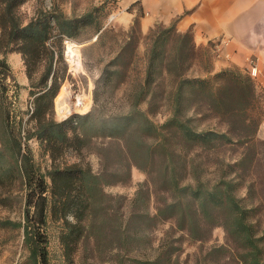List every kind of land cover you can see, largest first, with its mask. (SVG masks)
I'll use <instances>...</instances> for the list:
<instances>
[{"label": "trees", "instance_id": "trees-1", "mask_svg": "<svg viewBox=\"0 0 264 264\" xmlns=\"http://www.w3.org/2000/svg\"><path fill=\"white\" fill-rule=\"evenodd\" d=\"M26 2L0 0V80H13L5 54L18 53L32 99L28 121L33 123L30 130L16 127L2 103L0 179L3 174H16L23 198L22 220L0 223L22 229L28 263L49 264V222L60 223V242L69 255L79 239L106 226L125 243L124 236L136 240L139 232L172 220L175 229L192 241L206 240L213 228L221 227L239 249L241 264H264V229L259 230L253 219L256 208L243 206L226 171L215 181L206 176L209 157H189L193 148L207 153L232 142L233 136L236 141L254 137L262 95L250 75L231 68L213 72L210 55L195 44L191 30L179 32L173 23L154 24L145 35L143 77L132 82L124 99L116 98L117 90L128 83L136 58L134 32H140L139 15L93 81L90 109L57 121L53 100L64 80L59 70L62 37L76 38L83 27L96 24L99 39L105 30L99 13L107 3L80 17H68L53 6L24 23L17 10ZM115 101L118 106L109 110L107 105ZM162 109L167 116L157 124L151 116ZM208 118L223 121L226 132L200 128ZM31 139L50 159L44 171L34 161L27 143ZM94 145L98 170L81 162L57 163L62 155L82 156ZM132 167L144 172L146 180L138 184L124 215L122 197L107 194L105 188L126 183ZM161 259L140 264H158Z\"/></svg>", "mask_w": 264, "mask_h": 264}, {"label": "rangeland", "instance_id": "rangeland-1", "mask_svg": "<svg viewBox=\"0 0 264 264\" xmlns=\"http://www.w3.org/2000/svg\"><path fill=\"white\" fill-rule=\"evenodd\" d=\"M101 4L93 0H27L17 10V13L25 23L38 11H51L53 6L68 17H80ZM122 12L123 10L118 9L115 2H108L104 10L99 13L98 21L105 28L100 38L96 39V24L86 25L79 31L78 36L73 38L81 44L79 47L81 46L83 74L80 75L78 82H75L68 73V66L62 54L59 70L63 71L64 80L59 87L58 94L62 88L67 92L64 96L66 98L69 97V91L66 90L68 88L76 94L82 92L87 95L90 92L92 104L93 81L99 76L104 64L115 55L124 43L132 26L124 29L119 24L117 17ZM129 34L132 35V33ZM145 35L137 30L134 32V40L137 43L136 58L132 69L128 72L129 81L117 90L116 98L124 99L131 91L132 82L140 81L143 77ZM61 49L63 51L62 43ZM17 54L15 52L5 54L13 80L12 78L0 80V91L2 92V94L0 93V107L3 103L6 111H10V119L16 127L22 126L25 130H30L33 123L28 121V116L32 109V99L29 97L24 66ZM39 73H36L34 77L37 78ZM16 85L19 87L15 88ZM3 90H7V92L3 93ZM258 92L264 96L260 90ZM58 94L53 100V116L55 120L61 121V115L56 114L54 110V101L56 103ZM262 96L261 119L256 134L251 140L236 141L233 136L232 142L217 146L207 153H201L200 149L193 148L189 156L209 157L206 176L212 181L217 180L223 171H226L227 179L236 184L235 193L242 199L243 206L256 208L257 216L253 219L257 221L259 230L264 229V97ZM117 106L118 103L115 101L114 104H108L107 108L113 111ZM68 107L70 108V105ZM141 108L143 110L146 108L144 103L141 104ZM166 116L167 111L162 109L151 118L155 123L161 124ZM199 127L226 132L225 123L218 118L201 121ZM27 143L35 163L44 171L50 165L48 155L35 139H31ZM92 148L93 151L83 152L82 156H77L74 153L62 155L64 158L59 157L57 163H63V161L66 163L81 162L83 165L88 164L93 170H98L99 159L95 153L96 146L94 145ZM240 159H244V162L237 165V161ZM7 165L5 164L3 167L5 168ZM145 180V173L132 167L130 179L126 183L106 187L105 191L109 195L122 197L119 202L121 204L120 213L127 215L129 201L134 197L138 184ZM22 198L23 188L16 174L12 177L3 174L0 179V222L8 220L17 223L22 220ZM153 207L152 198L151 212L154 211ZM60 231V223L49 222L47 228L49 264H140V261H152L158 256L162 257L158 264H241L238 256L239 249L228 239L221 227L213 228L210 237L206 240L192 241L184 233L175 229L172 220H168L158 222L156 226L146 229L142 233L139 232L136 240L124 236L126 239L124 243L123 238L117 236L116 233L110 231L109 226H106L100 232L94 231L88 238L79 239V243L69 255L66 254L60 242ZM165 253L168 254L165 255ZM27 255L28 250L23 244L22 229L13 225L3 226L0 223V264H29ZM165 257L169 259V262H166L167 258L165 259Z\"/></svg>", "mask_w": 264, "mask_h": 264}, {"label": "crops", "instance_id": "crops-1", "mask_svg": "<svg viewBox=\"0 0 264 264\" xmlns=\"http://www.w3.org/2000/svg\"><path fill=\"white\" fill-rule=\"evenodd\" d=\"M93 1L115 2L123 10L117 20L124 29L141 15L142 35L156 23L166 26L173 23L179 32L191 30L195 44L210 55L213 72L231 68L249 75L251 65L255 66L257 72L252 79L264 93V0ZM219 40L228 42L216 49L214 43Z\"/></svg>", "mask_w": 264, "mask_h": 264}, {"label": "built area", "instance_id": "built-area-1", "mask_svg": "<svg viewBox=\"0 0 264 264\" xmlns=\"http://www.w3.org/2000/svg\"><path fill=\"white\" fill-rule=\"evenodd\" d=\"M227 40H219L218 42H215V47L218 49L220 45H226ZM62 45H63V57L67 63L68 66V73L71 75V78L75 81L78 82V79L80 78V75L83 74L81 68V54H80V48L79 44L77 41H75L73 38L68 37V36H63L62 37ZM69 58V59H68ZM251 64V61H250ZM256 67L252 66L250 67V77H254L256 75ZM69 92V97H64L60 102L63 104H60V107L63 106L64 108L61 109L60 111L56 107V103L54 101V110L56 114H60L62 120L72 116L73 113L76 114H84L86 113L91 106V94L88 92L87 95H84V93H74L70 91V89H66ZM71 105L69 108L68 106Z\"/></svg>", "mask_w": 264, "mask_h": 264}, {"label": "bare ground", "instance_id": "bare-ground-1", "mask_svg": "<svg viewBox=\"0 0 264 264\" xmlns=\"http://www.w3.org/2000/svg\"><path fill=\"white\" fill-rule=\"evenodd\" d=\"M68 59H69V58H68ZM65 92H66V91L64 90V88H62L60 94H58L59 97L57 98V101H56V107L58 108V110H60L61 107H62L61 109L64 108L63 106L60 107V104H61V105L63 104V103L60 102V101L62 100V97L65 96ZM66 93H67V92H66ZM60 97H61V99H60ZM70 107H71V105H70Z\"/></svg>", "mask_w": 264, "mask_h": 264}]
</instances>
